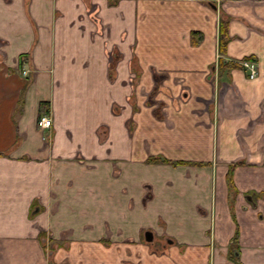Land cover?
Instances as JSON below:
<instances>
[{
  "label": "crops",
  "instance_id": "obj_1",
  "mask_svg": "<svg viewBox=\"0 0 264 264\" xmlns=\"http://www.w3.org/2000/svg\"><path fill=\"white\" fill-rule=\"evenodd\" d=\"M262 112L264 0H0V264H264Z\"/></svg>",
  "mask_w": 264,
  "mask_h": 264
},
{
  "label": "built area",
  "instance_id": "obj_2",
  "mask_svg": "<svg viewBox=\"0 0 264 264\" xmlns=\"http://www.w3.org/2000/svg\"><path fill=\"white\" fill-rule=\"evenodd\" d=\"M190 1V0H188ZM210 3H213L215 5H219L221 0H207ZM243 67L248 71V76L250 79H254L257 72H256V67L252 63H244ZM39 126L42 130L49 129L51 126V121L48 117L42 116L39 119Z\"/></svg>",
  "mask_w": 264,
  "mask_h": 264
},
{
  "label": "rangeland",
  "instance_id": "obj_3",
  "mask_svg": "<svg viewBox=\"0 0 264 264\" xmlns=\"http://www.w3.org/2000/svg\"><path fill=\"white\" fill-rule=\"evenodd\" d=\"M239 102V100H238ZM259 123H263L264 122V112H262V114H260V117L258 119Z\"/></svg>",
  "mask_w": 264,
  "mask_h": 264
},
{
  "label": "water",
  "instance_id": "obj_4",
  "mask_svg": "<svg viewBox=\"0 0 264 264\" xmlns=\"http://www.w3.org/2000/svg\"><path fill=\"white\" fill-rule=\"evenodd\" d=\"M145 236H146L148 241H151V234L150 233H146Z\"/></svg>",
  "mask_w": 264,
  "mask_h": 264
}]
</instances>
